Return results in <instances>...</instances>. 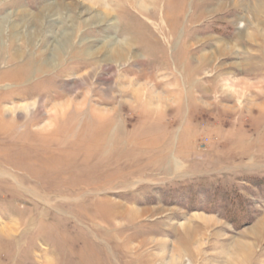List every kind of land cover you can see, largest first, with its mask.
I'll use <instances>...</instances> for the list:
<instances>
[{"label": "rangeland", "instance_id": "obj_1", "mask_svg": "<svg viewBox=\"0 0 264 264\" xmlns=\"http://www.w3.org/2000/svg\"><path fill=\"white\" fill-rule=\"evenodd\" d=\"M263 218L264 0H0V264H264Z\"/></svg>", "mask_w": 264, "mask_h": 264}, {"label": "bare ground", "instance_id": "obj_2", "mask_svg": "<svg viewBox=\"0 0 264 264\" xmlns=\"http://www.w3.org/2000/svg\"><path fill=\"white\" fill-rule=\"evenodd\" d=\"M147 0H142V3H145ZM28 106V105H27ZM258 230H264V218L261 220V222L258 225ZM193 239H189L187 243H191ZM182 242V244L184 243ZM184 245V244H183ZM234 249L237 251L236 254L239 255V257H247L251 253L252 244L251 243H243L242 241H237V243L234 246ZM245 259V258H244ZM232 260V259H231ZM229 264V263H228Z\"/></svg>", "mask_w": 264, "mask_h": 264}]
</instances>
